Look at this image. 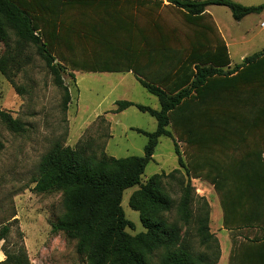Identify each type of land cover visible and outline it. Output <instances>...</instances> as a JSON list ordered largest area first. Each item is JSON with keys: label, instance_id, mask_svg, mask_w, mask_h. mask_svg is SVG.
I'll list each match as a JSON object with an SVG mask.
<instances>
[{"label": "trees", "instance_id": "obj_1", "mask_svg": "<svg viewBox=\"0 0 264 264\" xmlns=\"http://www.w3.org/2000/svg\"><path fill=\"white\" fill-rule=\"evenodd\" d=\"M182 19L169 22L163 0H0V42L7 48L0 58V72L14 84L13 70L31 45L36 46L57 86L62 72H133L141 85L156 96L160 110L136 105L157 121L148 137L143 157L82 158L77 151L57 145L41 161L34 190L62 191L66 213L52 225L77 241L85 264H218L221 246L210 230L211 210L205 201L198 222V237L207 250H194L187 232L182 238L179 221L169 222L172 200L165 193V173L153 175L146 184L141 177L154 158L161 137L174 143L178 165L187 184L178 205L180 221L190 225L191 180L213 186L222 209L223 229L233 246L228 264H264V50L231 64L228 47L208 6L228 7L241 21L264 11V4L244 6L233 0H167ZM13 35L14 39L11 37ZM42 44V45H41ZM94 59L127 60L126 65L95 64L81 70L69 68L61 57L69 51H91ZM113 51L107 56V48ZM61 56V57H60ZM107 56V57H106ZM114 113L133 102L118 101ZM11 131L23 124L0 111ZM180 144L182 148H180ZM175 169L168 176L180 174ZM140 186L130 201L140 213L145 232L129 234L134 224L122 207L127 189ZM5 226L0 242L9 232ZM188 230V229H187ZM238 236L243 241H238ZM28 264L8 257L0 264Z\"/></svg>", "mask_w": 264, "mask_h": 264}, {"label": "rangeland", "instance_id": "obj_2", "mask_svg": "<svg viewBox=\"0 0 264 264\" xmlns=\"http://www.w3.org/2000/svg\"><path fill=\"white\" fill-rule=\"evenodd\" d=\"M163 1L164 17L171 23H181L176 9L168 6L167 0ZM233 1L244 6L264 4V0ZM207 11L213 16L210 15L218 25L219 28L216 27L222 38L230 44L233 65L241 63L242 56L264 50V11L241 21H236L226 6L212 5ZM11 37L14 39L12 34ZM13 46L11 43L7 48L0 42V58ZM90 50L64 52L60 57L67 67L76 70L95 64H131L125 59L98 62L91 55L98 47L92 46ZM110 52L112 54L113 51L109 47L104 51L107 56ZM23 54L29 59L26 56L18 59L21 69L13 70L14 84L0 72V111L10 113L23 124L21 132H13L0 121V233L5 226L10 229L0 242V262L11 256L21 257L28 264H85L84 257L77 252V241L64 232H54L52 229V225L66 213L64 193H38L34 190L40 163L57 145L77 151L82 158L100 157L102 154L115 158L143 157L148 137L136 129L152 133L157 129V121L136 105L154 110H160L161 106L158 98L150 94L130 72L74 71L73 78L71 70H66L62 72V78L69 90L68 101L64 89L56 85L36 46L31 45ZM118 101L133 102L135 106L114 113ZM175 169H180L181 173L169 177ZM162 173H165L163 189L173 203L171 212L166 215L169 222L179 221L182 238L187 232L195 251L212 255L214 247L207 250L198 237L197 220L204 215L203 205L206 201L211 210L210 230L221 246L222 257L218 264H228L233 242L229 232L223 229L222 209L212 185L200 179L191 180L192 219L190 225L180 221L178 205L187 178L178 165L174 143L168 137L160 138L141 183L146 184L153 175ZM139 189L140 186H135L123 194L122 207L126 218L134 224V229H126L131 235L146 231L140 213L130 206L133 194ZM238 237V241H243L242 237ZM159 255L160 252L154 254L153 264H159Z\"/></svg>", "mask_w": 264, "mask_h": 264}, {"label": "crops", "instance_id": "obj_3", "mask_svg": "<svg viewBox=\"0 0 264 264\" xmlns=\"http://www.w3.org/2000/svg\"><path fill=\"white\" fill-rule=\"evenodd\" d=\"M168 3H169V2H168ZM208 7H209V6H208ZM208 7L206 8V12H207V13H208V11H207V10H208ZM210 15H211V14H210ZM252 15H253V14H252ZM211 16H212V15H211ZM249 16H250V15H249ZM212 17H213V16H212ZM213 19H214V18H213ZM214 22H215V20H214ZM215 23H216V22H215ZM262 24H263V23H262ZM216 25H217V24H216ZM217 27H218V25H217ZM218 28H219V27H218ZM219 30H220V29H219ZM223 37H224V36H223ZM224 39H225V38H224ZM225 41H226V45H227V47H228V51H229V46H230V44L227 42L226 39H225ZM229 55H230V53H229ZM244 57H245V56H242L241 59L244 60V59L246 58V57H245V58H244ZM247 57H248V56H247ZM230 58H231V57H230ZM242 62H243V61H242ZM242 62H241V63H242ZM241 63H238V64H236V65H239V64H241ZM236 65H233V64H232V61H231L230 66L227 67V68H225V70H227V69H229V68H233V67H235ZM130 73H132L133 75H135V74H134L133 72H131V71H130ZM135 76H136V75H135ZM136 78H137V76H136ZM221 257H222V253H221ZM220 260H221V258H220ZM218 263H219V262H218Z\"/></svg>", "mask_w": 264, "mask_h": 264}, {"label": "built area", "instance_id": "obj_4", "mask_svg": "<svg viewBox=\"0 0 264 264\" xmlns=\"http://www.w3.org/2000/svg\"><path fill=\"white\" fill-rule=\"evenodd\" d=\"M262 25L264 26V23Z\"/></svg>", "mask_w": 264, "mask_h": 264}, {"label": "water", "instance_id": "obj_5", "mask_svg": "<svg viewBox=\"0 0 264 264\" xmlns=\"http://www.w3.org/2000/svg\"><path fill=\"white\" fill-rule=\"evenodd\" d=\"M42 45V44H41Z\"/></svg>", "mask_w": 264, "mask_h": 264}]
</instances>
